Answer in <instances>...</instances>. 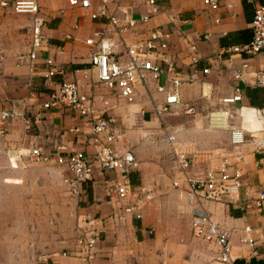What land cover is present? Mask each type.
<instances>
[{"label": "crops", "instance_id": "0c3cea01", "mask_svg": "<svg viewBox=\"0 0 264 264\" xmlns=\"http://www.w3.org/2000/svg\"><path fill=\"white\" fill-rule=\"evenodd\" d=\"M144 1L109 0L107 8L117 21L114 28L106 20H89L87 11L69 7L65 0H37L44 20L46 46L38 58L40 70L34 75L14 64L15 56L28 49L27 18L0 10V112L11 103L22 116L5 120L2 126L1 183L9 185L7 181L12 180L15 172L12 165L24 162L29 148L53 155L67 153L79 145V134L84 129L79 118L63 108L43 111L39 106L59 82H73L79 95L88 99L98 112L117 118L120 136L115 150L131 152L137 162L136 169L128 173L136 197L126 201L116 204L105 195L97 174L95 182L80 184L81 191L87 192L85 200L90 198L81 209L90 224L86 230L98 240L93 258L86 264H209L213 260L216 248L192 236V205L187 204L185 185L180 182V188L171 187L180 174L170 148L190 159L186 172L193 179L216 169L224 158L237 161L242 174V186L237 193L201 206L227 234L234 260L248 264L252 258H263L264 230L260 226L264 219L253 201L257 189L264 187V87L255 83L258 72L264 70V57L223 53L225 45L242 40L234 32L249 30L251 7L243 0H225L232 6L229 10L208 9L201 0H159L160 11L146 26L137 23L128 28L126 20L136 19L144 11ZM259 2L264 5V0ZM23 27L27 41L21 52ZM122 28L124 31L119 33ZM152 28L168 35L166 56L177 66L180 78L185 80L191 73L196 78L195 82L179 87L180 106L167 114L157 113L166 90H156L152 82L137 83L132 104L116 99L111 90L96 81L88 64L91 48L84 43L94 31L103 32L107 38L120 42L114 57L124 61L125 48L144 39L146 29ZM230 34L231 37L225 38ZM190 54L197 59L193 65ZM45 57L52 58L57 69L50 83L42 77L40 61ZM242 62L248 68L243 81L238 83L241 100L226 104L223 100L232 95L231 73ZM203 69H208V73L202 74ZM185 107H192L193 114H184ZM222 109L231 115L227 124L243 132L244 143L231 146L226 130L207 128L206 114ZM144 112L146 119L142 116ZM35 115L40 116V121H33ZM71 129H77L78 133L70 132ZM167 136L173 137L171 145ZM258 140L260 149L256 145ZM65 173L70 181L71 174ZM145 193L149 200L144 199ZM128 206L134 209L125 212ZM245 226L252 229L256 256L240 242ZM48 262L78 264L60 253L52 254Z\"/></svg>", "mask_w": 264, "mask_h": 264}, {"label": "built area", "instance_id": "2783aa9c", "mask_svg": "<svg viewBox=\"0 0 264 264\" xmlns=\"http://www.w3.org/2000/svg\"><path fill=\"white\" fill-rule=\"evenodd\" d=\"M67 5L88 12L91 21L106 20L112 27L117 28V21L107 8L109 0H65ZM159 0H145L144 11L136 18H128L126 25L133 28L136 24L146 26L147 23L160 11ZM202 5L208 9L224 7L231 9L230 3L225 0H201ZM252 9V17L249 22L251 38L248 43L240 46L223 48V53H238L242 57H264V5L259 0H243ZM0 10L8 11L14 15H22L28 22V49L23 54H17L14 59L16 67H23L29 75H34L40 68L39 54L44 51L46 43L43 36L44 20L39 13L37 0H0ZM218 22V20H214ZM124 29H119V33ZM146 37L128 45L126 49V60L116 59L115 51L120 42L107 38L103 32L94 31L90 38L84 43L91 48L88 64L95 72L96 81L111 90L116 99L132 104L136 98L137 83L152 82L156 90L165 91L163 105L159 108L158 114H167L175 107L180 106L178 89L183 84H191L196 81L194 73H191L185 80L180 78V73L174 62L166 56L168 49V35L156 28L146 29ZM207 39V36L204 37ZM190 50L193 52L194 47ZM2 57L0 56V62ZM197 59L190 54V64H195ZM42 77L45 82L50 83L55 77L57 69L50 57L40 61ZM247 64L242 62L236 70L231 73L232 95L223 100L224 103H239L241 100V89L238 83L243 81ZM202 74H207L208 69H203ZM256 85L264 87V70L258 72L255 77ZM0 112V136L4 134L3 123L7 119L22 117L18 114L13 105ZM40 109L48 111L55 108H63L74 117L82 121V133L79 134L80 142L71 151L62 154H50L38 148H29L25 155L30 160L38 163H50L63 168L72 176L71 181L79 185L86 182H95L101 177L100 184L105 195L115 202L126 201L136 197L132 193L128 173L136 169L137 162L129 151L118 153L115 150V143L118 140L119 123L116 117L98 112L91 102L80 96L76 85L73 82L62 81L48 91L45 98L39 104ZM184 114H193L192 107H185ZM231 117L227 110L209 111L205 116L206 126L211 130H226L228 132L229 144L238 146L245 142L243 132L230 127L227 124ZM33 121H40V116H33ZM70 132L78 133L77 129ZM78 135V136H79ZM168 145L173 142L172 136H167ZM257 149L261 148V140H258ZM171 147V146H170ZM87 149L90 151L87 152ZM175 159L180 178L171 182L172 188H180V182L185 185L186 201L191 207L190 228L192 236L198 240L212 244L216 248L213 260L209 264H234L231 256L228 236L211 219L203 209L201 203L218 202L222 198L233 196L242 186V174L237 167L235 159L224 158L219 162L216 169L208 170L202 178L193 179L187 174L191 162L184 154L178 153L170 148ZM12 156L14 153L12 152ZM95 174H97L95 176ZM145 200L149 195L145 193ZM254 207L258 208L260 216L264 219V187L256 191L253 201ZM134 206H128L125 212H131ZM264 230V221L260 226ZM252 229L249 226L243 228L244 236L240 242L247 245L251 255L256 256L254 239L251 236ZM96 235L85 231L83 236H78L65 251L60 253L61 257L76 260L78 264H86L95 253L97 244ZM43 264H56L44 262Z\"/></svg>", "mask_w": 264, "mask_h": 264}, {"label": "rangeland", "instance_id": "374dc122", "mask_svg": "<svg viewBox=\"0 0 264 264\" xmlns=\"http://www.w3.org/2000/svg\"><path fill=\"white\" fill-rule=\"evenodd\" d=\"M22 30L21 52L27 41ZM13 166L9 185L0 180V264H43L89 231L81 209L90 198L52 162L25 158Z\"/></svg>", "mask_w": 264, "mask_h": 264}, {"label": "trees", "instance_id": "16d2710c", "mask_svg": "<svg viewBox=\"0 0 264 264\" xmlns=\"http://www.w3.org/2000/svg\"><path fill=\"white\" fill-rule=\"evenodd\" d=\"M251 14H252V9H251ZM233 35H235L237 37L241 36L242 37V40L239 41V42H237V43L228 44L229 46H226L225 45V47H224L222 45L224 48L230 47V46H240V45H244V44L248 43L249 40H250V38H251L250 29L249 30L247 29V30H242V31L234 32ZM229 37H231V34L230 35H227L225 38H229ZM233 263L234 264H243V261L242 260H234ZM248 264H264V257L263 258H260V259H254V258H252V259H250L248 261Z\"/></svg>", "mask_w": 264, "mask_h": 264}]
</instances>
